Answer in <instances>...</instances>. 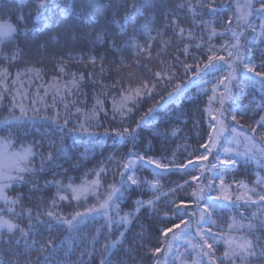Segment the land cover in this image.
Instances as JSON below:
<instances>
[{
  "label": "snow or ice",
  "instance_id": "snow-or-ice-1",
  "mask_svg": "<svg viewBox=\"0 0 264 264\" xmlns=\"http://www.w3.org/2000/svg\"><path fill=\"white\" fill-rule=\"evenodd\" d=\"M51 4L52 0H34L35 17L43 18ZM81 7H84L83 2ZM13 8L15 12H12ZM130 8L144 9L143 23H140V18L133 21L128 11ZM123 9L125 14L121 20L124 22L112 20L118 25L119 32L112 31L108 25L94 29L90 42L93 47L87 55L55 57L58 75H53L50 82L36 85V80L43 81L41 68L28 65L14 74L9 70L21 58L19 49L14 47L15 41L21 32L28 37L30 29L20 6L3 0L0 11L6 16L15 15L17 22L14 24L10 18L0 17V107L7 94L11 97L9 112L18 108L21 115L17 117L13 114L0 126V248L4 249L5 256L17 257L11 264H58L57 247L51 234L46 239H36L41 235L40 229L44 228L49 233L59 228L78 230L90 214H98L105 218L109 233L114 227L124 229L119 231L116 239L106 236L101 243L102 258L99 264H113L112 252L118 245L122 247L126 243L125 233L129 226L139 217L142 209L157 211L156 202L160 199L159 173L152 181L142 180L136 175L137 165L147 163L156 169L169 171L172 168L184 170L195 164L199 175L191 176V180L199 183L190 191L192 200L170 201L171 215L164 213L170 223L160 229L161 246L149 249L154 257H158L153 264H162L166 255L161 257V253H171L177 241L186 245L185 252L191 249L195 253L196 258L191 264H264V175H261L264 172V115H259L264 112V96L260 101L250 100L247 105L240 100L258 86L264 91V0H123ZM61 11L65 16L75 14L74 7L65 6ZM152 12L159 14L161 27H155L154 21L149 18ZM27 15L34 18L32 11ZM80 15L84 18L85 13L82 11ZM153 32L156 34L153 35ZM138 37H146L145 42L139 43ZM217 37L223 38L219 46L214 43ZM69 38L79 40L81 34L72 37L69 31ZM49 39L56 37L49 36ZM153 41H158V70L149 68L148 63L141 65L139 59L144 56L145 60L151 62ZM47 43L48 40L43 43L37 40V51L44 49L46 52ZM97 45L103 48V54L97 50ZM169 48H174L178 53L171 59L165 55ZM190 49L201 50L204 58L190 54ZM130 50H135V63L151 72V78L137 79L135 73L130 71L126 78L121 77L111 85L105 84L101 77L106 71V63L115 67L117 73L122 67H131L125 64L123 58L117 62L108 60V56ZM257 51L260 53L259 64L254 57ZM189 55L194 63L181 59V56L187 58ZM69 62L79 63L89 70L71 71L68 69ZM225 66L227 75H224ZM180 68L185 76L189 72L199 75L208 69L221 75L216 77L217 86L211 88L204 109L210 122L206 138L200 143L203 151L186 163L178 164L175 160L165 163L135 150L141 126H147L155 118L156 109L149 108L135 122V126L125 125L124 121L134 114L141 100L153 96L161 83L165 87L172 85V91H168L167 96L169 100L174 99L181 91V84L176 82ZM238 74L240 79L237 81ZM86 81L93 85V103L90 107L87 106L88 93L84 91ZM131 81H135V85ZM233 81L237 83L233 85ZM110 89H115V94ZM234 89L239 90V95L235 94ZM25 101L29 102L28 105H25ZM106 101L111 102L110 109L106 107ZM229 103L231 106L225 108ZM59 106L63 108V119ZM73 108L78 123L69 130L70 133L79 131L96 137L99 142L103 137L93 129L101 126L100 115L103 113L105 118L110 115L112 121L119 117L121 127L110 130L116 138L115 143L131 145L126 156L117 159L116 155H110L106 161L86 172L79 184L72 177L64 176L67 169L58 170L57 160L67 153L63 136L49 138L47 151H41L43 143L38 141L20 142L17 146L19 131L11 127L15 121L25 117L33 119L42 115L44 119L57 123L62 130L72 118ZM50 109L51 115L48 114ZM29 112L33 114L31 117L28 116ZM249 112L259 115V119L246 133L238 117L242 118ZM225 133L229 135L225 136ZM107 135L109 130L104 133V136ZM222 137L226 144L222 143ZM218 146L223 153L217 152L213 157V151ZM209 157L214 162L205 165ZM250 164L257 169L251 187L244 181L225 182L234 168ZM110 171L114 177L119 176V181L105 185L101 177ZM41 173L50 174V178L46 175L41 183ZM188 183L178 184L170 192L176 193ZM144 185L152 192L149 199L143 198ZM233 185L236 193H233ZM17 186H27L28 193L18 191ZM45 189L55 190L46 201L42 195ZM241 189L243 191H239ZM205 191L217 194L205 197ZM89 195L94 196L97 203L85 211L76 210L65 215L59 210L62 202L71 203L72 200L77 202L79 208L80 202L87 201ZM133 196L135 199L131 200L130 210L123 211L121 203ZM33 198L39 202L32 204ZM25 200L32 206H27ZM253 205L255 210L245 215ZM225 209L230 219L220 231H214L213 226L220 228L217 220ZM233 210L235 215L232 214ZM22 220H26V223L22 224ZM96 242H93L94 245ZM220 243L224 250L218 257L215 246ZM33 251L39 254L35 260L28 255ZM176 251L179 253V249ZM182 255L180 253L176 258ZM19 256H23L24 260L21 261ZM0 264L10 262L0 260ZM181 264H188V260H181Z\"/></svg>",
  "mask_w": 264,
  "mask_h": 264
},
{
  "label": "trees",
  "instance_id": "trees-1",
  "mask_svg": "<svg viewBox=\"0 0 264 264\" xmlns=\"http://www.w3.org/2000/svg\"><path fill=\"white\" fill-rule=\"evenodd\" d=\"M83 2L84 7H81ZM3 0H0V8H2ZM9 4H15L20 6L21 10L25 14V23L30 29V35L25 37L21 32L15 41L14 47L20 51V59L15 63L14 66L10 67V72L13 74L16 71L22 70L28 65H35L41 68V74L43 81L36 80L35 84L39 85L42 82H50L53 75H58L55 64L58 62L55 57L63 55L78 56L87 55L89 49L93 47L90 43L93 39V30L108 25L112 31L119 32L117 24L112 23V20H118L122 23L121 17L124 16L123 0H52V4L49 10L43 18L35 17L34 12V0H8ZM65 6L74 7L75 14L65 16L61 11ZM15 8L12 12H15ZM32 11L34 18H29L27 13ZM85 13L84 18L81 17V12ZM129 13L133 21L140 18V23H143L142 17L145 15L144 9H132L130 8ZM0 17L10 18L15 24L17 18L15 15H5L3 11H0ZM149 18L154 21V26L159 28L162 26V21L158 13L152 12L149 14ZM223 17H221V20ZM23 27V25H18ZM69 31H71L72 37H75L77 33L81 34V39L69 38ZM156 33L153 32V35ZM49 36L56 37V39H49ZM139 43L143 44L146 37L139 38ZM43 43L48 40L46 45L47 51L44 49L37 51L36 41ZM85 41L88 43L85 44ZM223 42V38L217 37L214 43L219 46ZM152 43V59L151 62L145 60L144 56L139 57L141 65L148 63V67L153 70H158V58L157 47L158 41ZM260 46L258 45L257 48ZM97 50L103 54V48L99 45L96 46ZM190 54L194 53L197 56H201V50H189ZM94 54V53H93ZM176 53L174 48L166 50L165 55L169 59L172 58ZM259 51L254 53L256 63L259 64ZM123 58L125 64L131 65V67H122L120 72L117 73L115 67L105 64L106 71L104 76L101 77L105 84L111 85L115 80L121 79V77H127V74L131 71L134 72L137 79L144 78L150 79L151 72L146 71L140 66H137L135 61L137 56L135 50H130L123 54L116 56L109 55L108 60L119 61ZM203 59L204 57L201 56ZM181 59H186L188 63H194L192 56L189 55L187 58L181 56ZM206 63V59L204 60ZM174 63V61H173ZM68 69L71 71H85L89 69L84 68L83 65L76 62H69ZM196 75L194 72H189L186 76L184 75L183 69L180 68L177 72L178 79L177 83L181 84L180 93L172 100L168 99L167 92L172 91V85L165 87L163 83L157 86V89L153 92L152 97H145L139 102L133 115L124 121L125 125L131 124L135 126V122L140 119L141 116L148 112L149 108H155V118L147 125L141 126L138 132L136 140V151L142 154L149 155L161 162H170L175 160L176 163H186L188 159L193 158L199 152L200 143L206 138L207 127L209 124V118L204 111L210 90L216 87V78L211 79L205 85L203 83H197L195 80ZM135 85V81H131ZM27 87V85L25 86ZM2 91V89H0ZM43 91V90H41ZM84 91L88 93L87 106L90 107L93 103V85L86 81ZM112 94H115V89H110ZM239 95V93L237 94ZM261 96H264L262 91L258 88L248 91V94L240 97L243 104L247 105L250 100L260 101ZM50 99V97H49ZM71 99V98H70ZM11 97L5 94L3 100V106L0 107V126L6 118H10L13 114L20 116L18 108H14L12 113L9 112ZM28 105V101L24 102ZM106 107L110 109L111 102L106 101ZM162 104V106H161ZM231 104H226L225 108H229ZM60 107L61 119H63V108ZM73 116L69 120L68 125L61 130L60 126L53 122L43 118L42 115L36 116L33 119L23 118L20 121H15L11 127L17 128L19 131L20 142L31 143L38 141L43 143L41 151H47L48 139H55L59 136L64 137V145L67 149L65 156L57 160L59 165L58 170L67 169L64 174L66 177H72L74 182L79 184L81 179L84 177L86 172L96 168L102 161H106L110 155H116L117 159L126 156L131 145H117L115 143L116 138L111 133V129L120 128L121 124L119 117L116 121L111 120V116L105 118L104 114L100 115V127L94 128L99 136L103 137L97 142L96 137L88 136L85 133L79 131L70 133V129L77 126V118L75 115V109H72ZM49 115L52 114L51 109ZM264 112L259 113L263 115ZM32 112L28 113L31 117ZM259 115L254 112L245 114L242 118L238 117L240 124L243 125V131L249 132L250 128L254 125L255 120L259 119ZM106 130H109V135L104 136ZM175 131V135L173 132ZM257 136H259V130H257ZM189 153L192 155L190 156ZM37 165L39 164V157L36 158ZM53 165V167H57ZM47 168L48 165H45ZM114 170V169H113ZM256 166L250 164L241 168H234L226 177V183L232 180L244 181L251 187L254 183L256 176ZM199 172L195 170L194 166H188L187 169L178 170L172 168L169 171L162 170L159 174L160 179V199L156 202L157 211H150L142 209L139 217L133 221V224L129 226L128 231L125 233L126 243L121 247L117 246L112 252L113 264H153V261L157 259L154 257L149 249L159 247L160 244V229L167 226L170 221L164 216L165 212H169L171 215L170 201L173 199H183L191 201L190 191L195 188L196 183L191 180V176L197 175ZM50 174L41 173V183L45 176ZM136 175L142 180L152 181L156 174L154 173V166L148 165L147 163H141L137 165ZM264 175V172L261 173ZM62 176L61 178H64ZM90 179L92 177H89ZM105 185L118 182L119 176H113L110 171L107 175L101 177ZM185 181H189L185 184L184 189H178L176 193L170 192V189L176 188L178 184H184ZM17 190L25 194L28 193L29 189L27 186H17ZM55 190L45 189L42 193L44 200L46 201L49 196L53 194ZM259 191V189H258ZM167 193V195H164ZM10 194H14L11 193ZM215 192H208L206 196L214 195ZM144 199L152 197V192L144 185L142 190ZM135 199L133 196L131 199H125L121 203V209L123 211L130 210L131 200ZM36 198H33L32 204L38 203ZM97 201L94 196L89 195L87 201H81L79 208H77V202L72 200L71 203L62 202L59 210L65 215L74 212L76 210L85 211L86 208L96 204ZM27 206H32L27 200H25ZM243 210V209H242ZM255 210V206H250L245 213L248 215L250 212ZM174 211V210H172ZM235 215V210H233ZM179 218L177 217V220ZM230 219V215L227 209L219 215L217 223L220 228L213 226L214 231H220L224 226L225 222ZM22 224L26 223V220L21 221ZM123 228L117 230L115 227L112 232L109 233L106 227L105 218L102 215H91L88 219L79 225L78 230H68L66 228H59L49 233L48 230L41 228V235L36 237L38 240L48 238L51 234L53 243L57 247L56 259L58 264H99L101 256V243L107 236L109 239H116L119 231H123ZM94 241H98L94 245ZM216 255L219 257L222 255L224 246L222 243L216 246ZM23 248V245H21ZM29 257L35 260V257L39 255L35 251L30 252ZM17 259L16 256H5L4 249L0 248V260H6L14 262ZM21 261L24 260L23 256H19Z\"/></svg>",
  "mask_w": 264,
  "mask_h": 264
},
{
  "label": "rangeland",
  "instance_id": "rangeland-1",
  "mask_svg": "<svg viewBox=\"0 0 264 264\" xmlns=\"http://www.w3.org/2000/svg\"><path fill=\"white\" fill-rule=\"evenodd\" d=\"M249 38H251V35L249 36ZM227 67L225 66V70H224V75H227ZM221 73L219 72H216L212 69H208V70H204V71H201L200 74L196 77V81L197 83H203L204 85L206 83H208L211 79H215L216 77L220 76ZM201 77H203V79H201ZM240 79V76L239 74L237 75V81ZM207 81V82H205ZM237 81H233V85H235L237 83ZM216 86H217V82H216ZM259 91H262L259 86L257 87ZM234 92L235 94L237 95L239 93V90H236L234 89ZM264 93V91H262ZM264 115V114H263ZM39 116V115H37ZM246 132V131H244ZM247 133V132H246ZM225 136H228L229 134L228 133H225L224 134ZM222 140V143H225L226 142L223 140V137L221 138ZM217 152H220L221 154L223 153V149L220 148L219 146L213 151V157L217 154ZM155 159V158H154ZM213 158L212 157H209V160L208 161H205L204 164L205 165H208V164H211L213 163ZM154 166V165H153ZM191 166V165H189ZM194 168H196V165L194 164L193 165ZM162 170L160 169H156L155 166H154V173L157 175V173L160 174ZM199 175V173L197 174ZM196 184L199 183V181L195 182ZM239 191H243L242 189L239 190ZM237 190H236V187L235 185H233V193H236ZM208 193V191H205L204 193V196H206V194ZM217 193L215 192L214 195H216ZM91 215H95V214H90L89 216ZM88 219V218H87ZM86 219V220H87ZM171 235V234H170ZM185 247L186 245L182 244L181 242L177 241V242H174V245H173V251L171 253H161V257H164L166 255V260H162V264H181V260H188V264H191L192 260H194L196 257H195V253L189 249L187 252H185ZM177 249H179V253H177ZM180 253H182L183 255L180 256V258H176ZM158 258V257H157Z\"/></svg>",
  "mask_w": 264,
  "mask_h": 264
}]
</instances>
